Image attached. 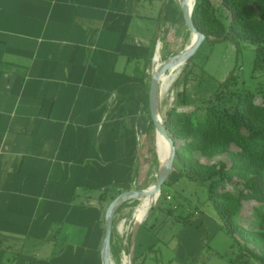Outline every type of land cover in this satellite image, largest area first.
Listing matches in <instances>:
<instances>
[{
	"label": "crops",
	"instance_id": "obj_1",
	"mask_svg": "<svg viewBox=\"0 0 264 264\" xmlns=\"http://www.w3.org/2000/svg\"><path fill=\"white\" fill-rule=\"evenodd\" d=\"M188 32L179 0H0V264H104L111 202L155 175L153 61ZM166 197L135 264L156 251L202 264L221 225L199 210L167 220ZM136 201L115 214L111 264H126Z\"/></svg>",
	"mask_w": 264,
	"mask_h": 264
},
{
	"label": "trees",
	"instance_id": "obj_2",
	"mask_svg": "<svg viewBox=\"0 0 264 264\" xmlns=\"http://www.w3.org/2000/svg\"><path fill=\"white\" fill-rule=\"evenodd\" d=\"M220 2L221 7L217 9L212 0H196L195 26L212 43L227 40L236 44L240 40L253 43L256 46L254 71L264 72V0ZM192 59L175 83L183 84V88L164 118V125L177 147L173 172L165 184L171 183L176 171L190 180L207 183L222 227L239 250L230 261L253 264L256 260L264 264V102L258 103L253 93L241 92L233 104H227V91L237 84L236 69L214 95L192 97L188 90ZM233 97L232 93L230 98ZM223 154L230 162L219 160ZM203 158L214 162H204ZM230 182L235 183L236 191L227 187ZM246 201L254 202L252 207L259 216L255 229H247L235 219Z\"/></svg>",
	"mask_w": 264,
	"mask_h": 264
},
{
	"label": "rangeland",
	"instance_id": "obj_3",
	"mask_svg": "<svg viewBox=\"0 0 264 264\" xmlns=\"http://www.w3.org/2000/svg\"><path fill=\"white\" fill-rule=\"evenodd\" d=\"M215 8L221 7L220 0H212ZM218 13L220 11L218 10ZM228 23V21H227ZM187 33V32H186ZM192 34H187L185 39V46H188L191 41ZM177 52H166L162 55L161 63L167 58L171 57ZM256 59V46L246 40H240L238 43L232 41H222L212 43L204 41L199 49L193 56V64L190 67L191 76L188 84L189 94L194 98H208L214 95L218 90L220 84L225 81L229 73L236 69L237 84L233 85L227 92L229 95L226 96L227 104H233L237 95L241 92L253 93L256 96L258 103L264 102V72L254 71ZM153 61V70H154ZM189 61H187L184 67L177 73V75L171 80L167 88H163L161 104L166 114V111L172 106L176 99L178 91L183 88V84L175 85L176 81L181 77L182 72L186 68ZM181 73V74H180ZM166 91V92H165ZM233 93V98L230 95ZM172 103V104H171ZM153 151L151 164L155 165L154 177L150 181V186L156 182L158 167H159V155L157 153V132H155V139L153 140ZM219 160H225L230 162L228 156L223 154ZM204 162H214L212 159L203 158ZM218 161V159H216ZM173 172V171H172ZM176 171L171 177L176 182L171 184L168 182L164 188L170 191V196L165 199H161L159 205H163L165 210L171 209L172 217H167L169 221H176L181 223L179 218L192 217L195 210L203 212L205 216L210 218V221L219 223L220 230L214 231L212 227L208 231V246L204 250V256H207L202 264H228L232 257H236L239 250L233 246L232 237L223 228L222 219L218 216L214 204L212 203L207 183L200 181L190 180ZM148 185V187H149ZM147 187V188H148ZM230 190L236 191V185L233 182L228 183L227 186ZM138 203V200L136 201ZM254 202H244L240 212L235 216L236 221L247 229H255L258 226L259 216L252 207ZM177 206V209H176ZM157 209V208H156ZM156 211V210H155ZM159 216V211L156 213ZM174 217V218H173ZM172 218V219H171ZM175 219V220H174ZM214 226V223L211 224ZM252 247V246H251ZM157 258V251L153 252V258L148 260V264H178L177 261H170L173 257L171 251L161 252ZM253 264H260L258 261L253 260Z\"/></svg>",
	"mask_w": 264,
	"mask_h": 264
},
{
	"label": "water",
	"instance_id": "obj_4",
	"mask_svg": "<svg viewBox=\"0 0 264 264\" xmlns=\"http://www.w3.org/2000/svg\"><path fill=\"white\" fill-rule=\"evenodd\" d=\"M179 4L188 30L191 32V34H196L197 37L189 46H186L183 50L167 58L155 70H153L149 92V103L152 122L155 126L156 132H159L168 142L170 147V153L166 160H162L157 149L160 162L156 182L152 186L142 190L123 191L122 193L117 195L111 202L105 215V235L102 246L104 264H111L112 228L115 214L121 207V205L124 204L127 200L136 199L138 200V203L136 205V209L132 217L130 246L129 252L126 256V264H135V249L139 229L143 222L150 215L152 210L157 206L158 200L162 194L163 185L168 181L173 171L174 159L177 154V147L164 125L165 113L161 104L163 91L161 82L162 76L165 73H168L173 68L180 65L181 63L191 61L196 51L199 49L200 45L206 39L205 34H203L197 29L193 21V13L196 0H194L192 4H190L188 0H179ZM150 195L151 200L149 202V205L144 209L142 207L144 199Z\"/></svg>",
	"mask_w": 264,
	"mask_h": 264
},
{
	"label": "bare ground",
	"instance_id": "obj_5",
	"mask_svg": "<svg viewBox=\"0 0 264 264\" xmlns=\"http://www.w3.org/2000/svg\"><path fill=\"white\" fill-rule=\"evenodd\" d=\"M188 1H189L190 4H192L194 0H188ZM196 37H197L196 34H192L191 41H190L189 45L196 39ZM184 65H185V62L181 63L180 65H178L177 67L173 68L168 73H165L162 76V81L161 82H162V87L163 88H167L169 86L171 80L177 75V73H179V71H181V69L184 67ZM157 147H158V152H159L160 158L162 160H166L167 157L169 156V153H170V147H169L168 142L164 139V137L159 132L157 133ZM157 195H158V193H157ZM150 200H151V195L147 196L144 199V203H143V206H142L144 209L149 205Z\"/></svg>",
	"mask_w": 264,
	"mask_h": 264
},
{
	"label": "built area",
	"instance_id": "obj_6",
	"mask_svg": "<svg viewBox=\"0 0 264 264\" xmlns=\"http://www.w3.org/2000/svg\"><path fill=\"white\" fill-rule=\"evenodd\" d=\"M229 264H237L236 262H234V261H230V263Z\"/></svg>",
	"mask_w": 264,
	"mask_h": 264
}]
</instances>
